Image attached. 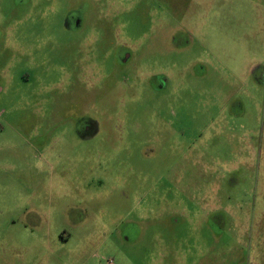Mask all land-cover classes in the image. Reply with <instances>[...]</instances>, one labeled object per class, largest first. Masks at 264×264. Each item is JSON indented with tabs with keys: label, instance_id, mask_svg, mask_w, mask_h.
Here are the masks:
<instances>
[{
	"label": "rangeland",
	"instance_id": "374dc122",
	"mask_svg": "<svg viewBox=\"0 0 264 264\" xmlns=\"http://www.w3.org/2000/svg\"><path fill=\"white\" fill-rule=\"evenodd\" d=\"M0 264H264V0H0Z\"/></svg>",
	"mask_w": 264,
	"mask_h": 264
},
{
	"label": "flooded vegetation",
	"instance_id": "af4514ba",
	"mask_svg": "<svg viewBox=\"0 0 264 264\" xmlns=\"http://www.w3.org/2000/svg\"><path fill=\"white\" fill-rule=\"evenodd\" d=\"M82 74L87 77V75L90 73L89 71H86L83 72ZM87 116L88 115L83 114L79 119L76 120V124H73L74 127L72 128L73 136L67 134L69 138L73 137L79 139L81 142H83L85 139L89 140L95 138L94 136H95V132L97 131V127L95 126V124H93V121L91 119L87 118ZM90 124H92V127L90 126ZM80 138L83 140H81Z\"/></svg>",
	"mask_w": 264,
	"mask_h": 264
}]
</instances>
